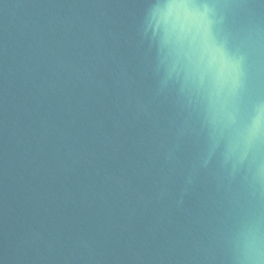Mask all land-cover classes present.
<instances>
[{
  "label": "water",
  "instance_id": "95a60500",
  "mask_svg": "<svg viewBox=\"0 0 264 264\" xmlns=\"http://www.w3.org/2000/svg\"><path fill=\"white\" fill-rule=\"evenodd\" d=\"M0 0V264H264V0Z\"/></svg>",
  "mask_w": 264,
  "mask_h": 264
},
{
  "label": "clouds",
  "instance_id": "9594fccd",
  "mask_svg": "<svg viewBox=\"0 0 264 264\" xmlns=\"http://www.w3.org/2000/svg\"><path fill=\"white\" fill-rule=\"evenodd\" d=\"M166 7L165 16L186 54L200 60L213 56L207 8L201 11L191 0H173Z\"/></svg>",
  "mask_w": 264,
  "mask_h": 264
}]
</instances>
